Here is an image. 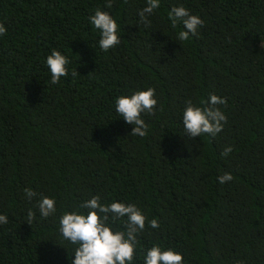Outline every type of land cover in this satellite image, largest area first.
Instances as JSON below:
<instances>
[{"label": "trees", "instance_id": "1", "mask_svg": "<svg viewBox=\"0 0 264 264\" xmlns=\"http://www.w3.org/2000/svg\"><path fill=\"white\" fill-rule=\"evenodd\" d=\"M159 2L145 27L146 0H0V215L9 220L0 264H71L77 246L59 218L87 214L80 205L95 195L158 221L138 234L133 264L154 245L185 264H264V0ZM179 6L204 21L187 41L168 18ZM97 9L119 25L116 49L99 48L89 20ZM53 49L70 61L58 85L46 64ZM149 87L155 115L143 114L147 134L132 136L115 100ZM210 94L226 99L218 107L227 124L214 138L189 139L185 102L202 107ZM225 173L233 180L220 184ZM25 188L38 195L29 201ZM41 195L56 201L47 219Z\"/></svg>", "mask_w": 264, "mask_h": 264}, {"label": "clouds", "instance_id": "2", "mask_svg": "<svg viewBox=\"0 0 264 264\" xmlns=\"http://www.w3.org/2000/svg\"><path fill=\"white\" fill-rule=\"evenodd\" d=\"M147 6L139 11L140 22L145 27L151 26L149 16L159 9V0H146ZM106 7L111 8V3ZM172 27L182 23L185 30L178 33L177 39L187 41L191 36H196L198 30L204 26V21L196 15L190 14L183 6L172 7L169 13ZM91 25L100 32L99 48L105 52L116 49L121 44L119 25L109 12L95 10L89 17ZM7 29L0 23V36H4ZM69 59L60 51L52 50L46 58V64L51 73V83L58 85L62 78L69 75ZM73 77L79 75L77 70L72 71ZM158 100L156 90L152 87L147 90L135 91L130 96H119L115 100V111L123 117V120L133 126L132 136L144 137L147 134L148 125L142 118L143 114L155 115ZM227 101L215 94H210L205 106H197L191 100L185 102L182 115L184 133L189 139L207 135L216 137L227 124V116L218 105H225ZM233 151L232 147H226L221 153L228 156ZM220 184L231 182V173L219 176ZM25 197L31 201L38 194L31 188L24 189ZM39 215L47 219L57 211L54 198L40 196L37 202ZM80 208L87 209V214L77 212H65L59 218V232L65 241L77 247L74 250L75 259L71 264H133L137 248L138 234L148 227L157 229L160 227L156 219L148 220L135 204L112 202L102 204L99 195L83 202ZM126 218V219H125ZM28 224L36 220V214L29 209L27 214ZM117 221H124L123 231H113L111 225ZM9 222L6 215H0V224ZM144 264H185L184 257L172 249L164 250L159 245H154L146 251ZM242 264V262H241Z\"/></svg>", "mask_w": 264, "mask_h": 264}]
</instances>
